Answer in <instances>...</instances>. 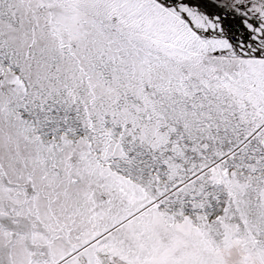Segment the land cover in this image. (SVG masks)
<instances>
[{"label":"snow or ice","instance_id":"snow-or-ice-1","mask_svg":"<svg viewBox=\"0 0 264 264\" xmlns=\"http://www.w3.org/2000/svg\"><path fill=\"white\" fill-rule=\"evenodd\" d=\"M0 264H264V0H0Z\"/></svg>","mask_w":264,"mask_h":264}]
</instances>
